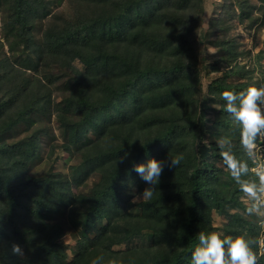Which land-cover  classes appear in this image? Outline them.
Instances as JSON below:
<instances>
[{
  "label": "trees",
  "instance_id": "16d2710c",
  "mask_svg": "<svg viewBox=\"0 0 264 264\" xmlns=\"http://www.w3.org/2000/svg\"><path fill=\"white\" fill-rule=\"evenodd\" d=\"M63 1L0 0V259L91 264L102 255L104 264L113 258L119 264H190L199 232L218 231L213 211L232 217L223 228L226 235L258 241L257 222L245 213V196L216 141L224 138L219 128L238 130L234 139L225 138L237 158L255 167L220 94L263 80L238 63L245 53L231 40L225 20L219 19L216 53L207 63L198 50L199 27L185 11L204 0H67V11L56 12ZM238 6L241 20L249 18V8ZM263 58L260 51L254 67ZM202 67L209 74L222 72L206 91ZM50 68L62 73L57 98L50 77L39 74ZM52 119L64 145L52 131ZM43 142L48 150L38 162ZM65 146L84 165L71 168L79 187L73 195L70 177L53 169ZM171 151L185 156L176 168L167 166ZM151 159L166 164L157 192L133 203L134 195L150 187L133 165ZM146 230L152 231L149 247L114 250ZM68 233L82 238L70 261L58 247ZM14 244L20 254L13 253ZM252 250L257 264H264L258 243Z\"/></svg>",
  "mask_w": 264,
  "mask_h": 264
},
{
  "label": "rangeland",
  "instance_id": "374dc122",
  "mask_svg": "<svg viewBox=\"0 0 264 264\" xmlns=\"http://www.w3.org/2000/svg\"><path fill=\"white\" fill-rule=\"evenodd\" d=\"M246 1V2H245ZM239 3L245 4L250 10V17L241 20L240 15L243 14L242 8L239 7ZM68 7L67 0L62 2V5L56 9V12L60 10H66ZM185 11L193 18L194 25L199 27L198 38H199V54L201 57H206L209 59V63L216 53V49L213 47V41L215 39V32L219 26V19H224L226 26L228 24L229 36L238 45V50L245 53L244 56L239 57L238 63L241 65H246L247 69H252L254 71V76L256 80L262 81L264 84V58L262 59V66L254 67L255 56L260 52L264 51V5L259 0H204L202 5H197L195 7H187ZM229 11V13H227ZM244 18V17H243ZM3 31L0 29V37L3 36ZM249 52V53H248ZM248 53V54H246ZM237 61L230 62L227 64V67L231 68ZM78 68H81L82 65L79 62H76ZM208 67V66H206ZM201 68V77L203 80V89L207 90V85L211 83L212 80L221 76L222 72H215L213 74L208 73V68ZM40 76L50 77V85L54 89V98L60 96L59 94V85L60 81L58 78L62 77V73L55 70L54 68L43 69L39 71ZM214 106V104H212ZM216 105L215 107H217ZM213 112L209 111L208 117H213ZM51 127L53 133L58 137V142L63 144L65 142L60 138L61 131L58 129V126L54 119H52ZM218 131L224 136H227L229 139H234L238 135V130L231 128L229 130L225 128H219ZM226 138V139H228ZM257 155L253 161L256 168H264V142H258ZM48 150V145L43 142L42 148L36 153V160L41 162L44 159L46 151ZM72 167L84 168V165L78 154L74 153L70 148L64 147L61 150L57 160L54 164V172L66 174L70 177L74 185L71 188L72 195L76 194V191L79 189L75 178L77 175L71 169ZM254 173V172H253ZM256 176V180H257ZM135 182H138L136 180ZM91 182L87 184L90 185ZM140 195H134L132 197L133 203L139 204L143 199L138 198ZM72 203L74 198L69 199ZM244 204L247 206L250 205V201L244 197ZM69 208L64 207L62 211L67 213ZM134 212H138V208L134 207ZM243 213L242 210H235ZM65 216L67 214H64ZM213 223L215 227L218 228L217 232L225 234L223 228L227 223L233 221L232 217L229 215H219L216 211L212 212ZM254 220L257 222L256 226V238L258 241H264V212L259 215H253ZM252 218V219H253ZM249 229V227L247 228ZM252 234V231L249 230ZM226 235V234H225ZM82 238L74 239L71 234H66V236L58 242V247L68 253V261H70L75 254L79 251V240ZM152 245V231H143V235L138 238H133L127 243L116 246L115 251H125L128 249H133L135 247H149ZM260 254L264 252V243H258ZM30 253L36 254V251L31 249V246L26 247ZM0 264H8L0 259Z\"/></svg>",
  "mask_w": 264,
  "mask_h": 264
},
{
  "label": "clouds",
  "instance_id": "9594fccd",
  "mask_svg": "<svg viewBox=\"0 0 264 264\" xmlns=\"http://www.w3.org/2000/svg\"><path fill=\"white\" fill-rule=\"evenodd\" d=\"M220 95L225 102L224 111L239 127L242 149L250 160H254L258 142H264V84L251 86L240 92L225 90ZM136 140L139 139H133L132 143ZM216 146L220 149V156L230 176L250 201V205L245 208V213L259 215L264 212V168L250 169L246 161L233 154L231 143L226 138H219ZM128 155L129 153H125V156L120 158V162H123ZM184 158L183 152L173 155L171 151L167 166L176 168ZM165 166V161L156 159L148 160L146 164L133 165L132 171L150 185L138 198L151 199L155 195L156 186L160 182ZM250 172H254L258 179H244ZM197 237L198 245L191 252L190 264H257V254L253 252L252 245L264 243V241H254L246 234L230 236L220 232L201 231ZM12 251L20 254L21 248L14 244ZM104 259V256L98 255L91 260V264H104ZM107 264H119V261L113 258L108 260Z\"/></svg>",
  "mask_w": 264,
  "mask_h": 264
}]
</instances>
